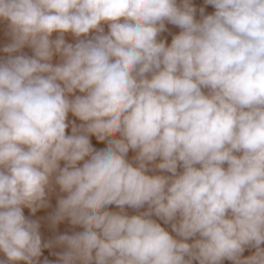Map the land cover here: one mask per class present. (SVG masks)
<instances>
[{
    "label": "clouds",
    "instance_id": "9594fccd",
    "mask_svg": "<svg viewBox=\"0 0 264 264\" xmlns=\"http://www.w3.org/2000/svg\"><path fill=\"white\" fill-rule=\"evenodd\" d=\"M0 24V264H264V0Z\"/></svg>",
    "mask_w": 264,
    "mask_h": 264
},
{
    "label": "rangeland",
    "instance_id": "374dc122",
    "mask_svg": "<svg viewBox=\"0 0 264 264\" xmlns=\"http://www.w3.org/2000/svg\"><path fill=\"white\" fill-rule=\"evenodd\" d=\"M196 2L198 3V5L202 6L203 5V0H196ZM213 9H211V7L207 8L206 11L211 12ZM4 28L5 26L3 24H0V46H2L5 42H6V37L4 36ZM27 51V50H26ZM54 200V199H53ZM53 205L55 204V201H52ZM26 214H28L27 210ZM50 211V210H48ZM45 211L42 210L40 213H38L37 215H44ZM45 235H49V233L47 231H45ZM250 254L248 251L245 252V255ZM45 255H48L47 251L45 252ZM49 259H55V257L53 256H49ZM225 264H230V262L225 261Z\"/></svg>",
    "mask_w": 264,
    "mask_h": 264
},
{
    "label": "bare ground",
    "instance_id": "6f19581e",
    "mask_svg": "<svg viewBox=\"0 0 264 264\" xmlns=\"http://www.w3.org/2000/svg\"><path fill=\"white\" fill-rule=\"evenodd\" d=\"M53 201H55V200H53Z\"/></svg>",
    "mask_w": 264,
    "mask_h": 264
}]
</instances>
